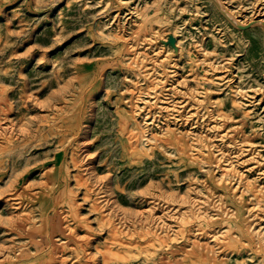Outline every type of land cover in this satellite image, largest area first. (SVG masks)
<instances>
[{"label": "rangeland", "instance_id": "1", "mask_svg": "<svg viewBox=\"0 0 264 264\" xmlns=\"http://www.w3.org/2000/svg\"><path fill=\"white\" fill-rule=\"evenodd\" d=\"M0 264H264V0H0Z\"/></svg>", "mask_w": 264, "mask_h": 264}, {"label": "bare ground", "instance_id": "2", "mask_svg": "<svg viewBox=\"0 0 264 264\" xmlns=\"http://www.w3.org/2000/svg\"><path fill=\"white\" fill-rule=\"evenodd\" d=\"M256 22V19L254 20ZM260 21V20H258ZM182 144H184L183 142H181ZM203 250L205 251V255L206 256H213L214 254L212 253V250L210 249L209 246H204Z\"/></svg>", "mask_w": 264, "mask_h": 264}]
</instances>
